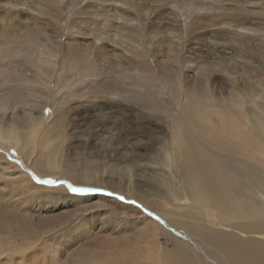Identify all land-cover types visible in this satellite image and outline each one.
Returning a JSON list of instances; mask_svg holds the SVG:
<instances>
[{"label": "rangeland", "instance_id": "374dc122", "mask_svg": "<svg viewBox=\"0 0 264 264\" xmlns=\"http://www.w3.org/2000/svg\"><path fill=\"white\" fill-rule=\"evenodd\" d=\"M120 1L127 3L128 6L136 4L134 10L129 13L127 9L118 8L120 14L124 15L126 12L131 18L141 22L138 24L140 28L137 29L134 40H130L116 27L114 30L101 29L102 32L97 31V27L89 26L87 21L91 20L92 15L85 10L94 12L95 9L91 10L87 0H0V96H5L3 99L8 98L6 104L0 105V134L2 130L12 128L20 133L23 126L17 124L18 119L15 120V117L20 116L24 119V115L28 112H31L39 123L34 139L32 137L31 141L20 142L21 149L0 140V171L13 173V176H6L0 172V192L9 193L10 189H14L22 195L20 199L11 196L0 199V264H36L37 262L39 264H123L122 259L125 255L133 253L144 245L147 246V253H152L158 245L157 241L167 254L174 249L177 242L184 248L196 244L191 235L186 234L184 223L177 224L178 222L171 220L176 217L171 213L172 210L167 208L171 203L170 195H168L170 200L162 202L154 198L158 205H150L120 190L121 186L127 187L130 177L133 178L136 186L137 183L142 184L140 181L142 167L145 172L155 169L158 174L162 172L163 175L167 174L164 165L158 167L159 164L156 163L158 157L153 158L156 156L155 149L158 145L153 141L162 139L168 144L171 142L170 129L173 126L170 123L171 119L168 112L162 113V117L157 119L151 109L139 103L142 94L159 88L158 74L155 72L157 70L153 66L156 68L164 64L175 66L172 60L159 55L160 52L156 50L158 43L172 41L170 45L176 50V56L179 52L177 49H180L178 62L180 69L178 67L177 69L183 77H189V80L194 79V74L198 76L194 71L195 61L202 64L207 61L221 64L220 68L215 69L221 74L213 73L206 84L209 93L212 92L219 99L226 98L229 93L235 91L236 86L232 87L233 82L239 86L244 83V78L230 81L223 76L222 72L231 69L232 64H235V70L232 71L247 73L251 77L250 83L255 85L259 94H262L258 103L245 104L246 115L253 119L252 123H255V119L259 116H264V37L260 40L254 38L264 34V0H245L246 3H243V0H222L220 3L216 0L213 8L220 9V12L222 10L221 13L225 16L219 14V18L214 17L212 21L206 18L207 15L200 14V18L197 14L189 15L191 22L195 24L194 29L191 30L196 31V34L179 27H175L174 31H167V34L163 33L165 27L170 29L174 27L169 24L172 18L162 10H157L159 6H164V0ZM178 1L186 5L188 0ZM197 1L196 4L202 3L200 0ZM21 2L24 4L22 10L19 9L22 7ZM141 8L149 10L147 17L140 12ZM223 9L226 11L223 12ZM233 10L237 15L233 14ZM180 12L189 14L188 10H180ZM106 15L108 20H114L111 19L114 14ZM232 16L235 25L245 28L248 36H243L246 38L239 39L228 33L239 32L236 28L226 33L215 34L220 31L217 19L223 20L222 18ZM113 22L114 26L119 24L118 21ZM106 31L109 35L105 34ZM175 32L180 34L179 36L184 32L187 34L185 33L179 42L176 41L177 36L172 37ZM204 32L209 33L207 37L211 38L214 44L218 42L221 45L214 47V44L203 41H198V44L195 41L193 43L192 38L205 36ZM249 38L251 40H248ZM128 39L130 43L136 44L137 51L129 52ZM230 41L246 46L245 52L240 51L238 47L232 50L228 44L231 43ZM174 42L180 44L175 45ZM73 49H77L76 53L84 56H74L69 51ZM51 54L54 55L51 57ZM47 58L52 59L55 65L53 72H50L53 78L44 89L48 99L44 104L38 99V91L45 87L43 81L46 83L49 76V70L46 74L44 69ZM189 61H192L190 69ZM143 64L150 66V71L137 76L138 79H132L131 76L134 75L130 76L127 70L131 68L130 66L134 68ZM104 83L107 85L110 83L116 88L112 91L104 87ZM183 84H186L184 80ZM33 90H38L36 96ZM169 91L168 89L165 94L168 99L172 97L173 100V95L168 94ZM244 91L248 95L249 90ZM163 101L171 110L166 100ZM197 108L201 120L205 114L202 108ZM49 137H51L50 142H48ZM39 154H41L40 160L37 158ZM57 156L58 160L55 159ZM53 158L54 164L58 168L63 167L68 173L67 176L58 177L55 168L49 165V161ZM85 168L93 171L88 178L83 175ZM121 168L133 170L125 174L120 171ZM73 178L78 180H71ZM41 180L65 183L48 185L39 183ZM69 183L73 187L96 189L88 193L136 209L153 222L154 226L156 224L157 238L153 236L148 242L140 238L141 225L135 228L138 222L134 223L132 219L125 221L126 212L121 211L118 205L111 206L112 209L105 206L93 207L76 212V216L72 215L75 210L69 209L71 210L69 212L59 211L36 219V208L40 206L36 201L29 202V197H33V200L45 195L50 199L66 195L85 196L86 192L71 191L67 187ZM166 191H169V188ZM121 196L124 197L123 200L119 198ZM149 212L152 213L151 216L148 215ZM90 214L95 216L94 219H109V222L113 221L114 224H117L116 219L120 217L125 222L124 233L109 238L114 240V247L107 250L108 243H102L101 238L94 239L91 235L85 240L82 238L73 240L68 248L59 246L57 241L64 240L66 234L79 227L84 217ZM55 225L57 227H54ZM91 250L93 252H90ZM204 253L205 251L202 257L205 256ZM85 254L92 255L95 261L88 259ZM157 258L158 262L156 259L153 260L152 256L147 258L145 256L142 264L143 262L159 264L164 259L159 256ZM140 261L141 258L138 262Z\"/></svg>", "mask_w": 264, "mask_h": 264}, {"label": "bare ground", "instance_id": "6f19581e", "mask_svg": "<svg viewBox=\"0 0 264 264\" xmlns=\"http://www.w3.org/2000/svg\"><path fill=\"white\" fill-rule=\"evenodd\" d=\"M217 1L219 3L222 2V0ZM87 2L90 3L91 10L95 9L94 12L85 10L92 15L91 20L89 19L87 21L89 26L97 27V31L106 28L108 30H114L116 27L122 30L130 40H134L133 37L137 36V29L140 28L138 24L141 22L128 15L129 11L132 12L134 10L135 3L128 6L127 3H121L120 0H87ZM196 2L198 1L188 0L186 5H183L178 0H164L165 7L161 5L157 10H162L164 14L171 17L172 19L169 21V24L174 25V27L172 29L165 27L163 33L167 34L169 30L174 31L175 27H179L185 30L188 29V32L190 30L189 33L196 34V31L191 30L194 29L195 24L191 22L192 19H190L189 15L197 14L199 16L203 14L207 15V19H212L213 21L214 17L219 18V14H224L221 13L222 10L220 12V9L213 8L216 0H200L202 2L200 4H196ZM246 2L243 0V3ZM21 4L22 7L20 6V10L24 6L23 2ZM118 8L123 10L127 9L126 11L128 13L124 12L126 16L122 13L120 14ZM144 10L145 8H141L140 12L143 13L144 17H147L149 10H145V12ZM180 10H188L187 13L189 14L185 15V12H180ZM223 10V12L226 11L225 9ZM232 12L233 14L235 13L234 10ZM107 13L114 14L111 19L118 21L119 24L117 23L118 25L114 26V22L108 20ZM136 15L138 16L137 13ZM234 15L237 14L235 13ZM98 17L101 19H98ZM222 19H217L219 21L220 31L215 32L216 35L220 32L226 33L232 28H236L239 29V32L228 33L239 39L246 38L243 35L248 36L245 28L242 29L235 25L233 16ZM226 19L230 20L226 21ZM107 33L108 31L105 34ZM204 33H206L205 36L192 38L193 43L195 41L198 44V41H203L204 43L213 45L212 39L207 37L210 31L209 33ZM184 34L179 36L180 34H176V32L173 35L169 33L173 38L177 36L178 39L176 38V41L179 42ZM263 37L264 34H261L259 37L254 38L260 40ZM129 39L128 42L130 43ZM169 39L171 41V38ZM248 40H251V38ZM171 42L158 43L156 50L160 52L159 55L161 57H167L166 59L172 60L175 66L164 64L163 66L157 67L159 70L156 66H153L157 70L155 72L158 74L157 81L159 82V88L158 90L142 94L139 97V103L144 104L147 109H151L155 118L160 119L162 113L168 112L171 119L170 123L173 125L170 129L172 136L171 142L168 144L162 139L153 141L154 144H158L155 149L156 156L153 158L156 159L158 157L156 162L159 164L158 167L164 165L167 174L163 175V172L158 174L155 169L145 172L142 167V179L140 180L142 184L137 183L136 186L133 178L130 177L127 187L124 188L120 185V190H124L126 194L132 197L134 195L137 199H142L150 205H158V202L154 198L166 202L170 200L168 197L170 195L171 203L167 208L172 210L171 213L176 217V219L172 218L171 220L178 222L177 224L184 223L186 227H183H185L186 234H190L192 239L196 241V244H192L191 246L187 245L184 248L177 242L174 249L167 254L164 252V247L156 240L157 242H155L158 245L152 253H147V246L144 245L140 249L138 248L139 250L134 249L135 251L133 253L131 252L125 255L122 263L142 264L145 256L146 258L152 256L153 260H157L159 256L164 258L159 264H264V116H259L258 119H255V123H252L251 121L253 119L249 118L245 113V104H249V102L251 104L258 103V99L262 97V94H259L255 85L250 83L249 80L251 77L247 73L233 72L232 70H235V64H232L231 69L222 72L223 76H226L230 81L244 78L243 85H235L233 82L232 87L236 86L235 91H232L223 99L215 97L212 92L209 93V87L206 84L209 76H212L213 73L221 74V72H216L217 70H215L220 68L221 64H214L209 61L202 64L199 61H195L194 68L196 69L194 71L198 76L194 74V79L189 80V77H183L177 69V67L180 69L178 64L180 49H177L179 52H177L176 56V50L172 47L173 45H170ZM179 42L174 43L175 45H179ZM230 42L228 44L232 50L238 47L240 51L245 52L246 46L235 41ZM220 45L217 42L214 44V47H219ZM128 50L129 52L137 51L136 44L130 43ZM228 50L230 49L228 48ZM69 51L74 56H81L76 53L77 49ZM71 54H69V57H71ZM52 55L54 54H51V57ZM191 62L189 61L188 68ZM54 63H52V59L47 58L44 69H46V74L49 70V76L46 83L43 81L45 87L41 91L37 90L39 93L33 90V94L36 96V93H38V99L43 101L44 104L48 101L46 94H44V89L47 88L53 78L50 72L54 70ZM130 67L127 71H129L130 76L132 74L134 75L131 76L134 80L139 78L137 76L150 71L149 68H151L147 64H143L140 67ZM183 80L186 83L185 85L183 84ZM105 84L103 86L112 91L116 88L114 85H110V83L108 85ZM168 89L170 90L168 94L173 95V100L172 97L168 99L165 94ZM244 90H249L248 95H246ZM4 97L0 96L1 106L8 101V98L3 99ZM163 99L166 100L171 110L165 106ZM32 104L34 105L35 103ZM254 105L256 106L258 104ZM197 107L202 108L205 118L203 117L199 120V109ZM17 119V124H20L21 127L23 126L21 132L18 133L17 129L14 130L13 128L6 131L2 130L0 140L7 141L14 147L21 149L22 145H19L20 142L23 140L31 141L32 137L34 139L39 123L37 122L38 119L31 115V112L26 113L24 119L20 116L15 117V120ZM51 137L48 138V142H50ZM40 157L41 154L37 158L39 159ZM56 158L59 159L58 156ZM49 165L55 168L58 177L68 175L63 167L58 168L54 164V158L52 161H49ZM132 170L126 168L120 169L125 174H128ZM0 172L6 176H13V173H5L2 170ZM92 172L85 168L83 175H85V178H88ZM166 179L168 182H166ZM71 180L78 179L73 178ZM1 186L3 185L1 184ZM167 188H169V191H166ZM10 190L9 193L0 192V199L9 196L21 198V192L18 193L19 191L17 192L14 189ZM86 194L85 196L66 195L55 197L54 199H50L48 195L36 197L33 200V197H29V202L36 201V204L40 206L36 208V219L59 211L67 210L66 212H69L71 211L69 209H74L75 212L72 215L76 216V212L89 210L93 207L105 206L109 208L118 205L121 211L124 210L126 212V216L124 217L126 219L125 221L132 219V222H138V224H135V228L141 225L139 227L141 233L140 238H144L145 242H148L153 236L155 239L157 238L156 224L154 223V226L153 222H150L147 217L137 212L136 209L125 205L123 206L112 199L94 197L91 192H86ZM19 203L21 205L23 204V202ZM183 211L187 212L184 213ZM96 216L98 217V215ZM93 217H95L93 214L85 216L79 227L67 233L64 240L57 241L59 246L63 245V247L68 248L73 240L75 241L81 238L85 240L86 237H89L88 235H91L94 239L101 238L102 243L109 244L107 250L111 249L114 240H109V238L115 234L124 233L125 222H123L121 217L116 219L117 224H114L115 222L112 223L113 221L109 222V219H94ZM54 227H57V225ZM203 251H205L204 257H202ZM90 252L93 251L91 250ZM85 256L89 257L88 259L91 258L90 260L93 262L95 261V259H92V255L85 254ZM140 258L141 261L138 262ZM35 261L39 260L37 259ZM36 264L39 263L37 262Z\"/></svg>", "mask_w": 264, "mask_h": 264}, {"label": "snow or ice", "instance_id": "6c2138e0", "mask_svg": "<svg viewBox=\"0 0 264 264\" xmlns=\"http://www.w3.org/2000/svg\"><path fill=\"white\" fill-rule=\"evenodd\" d=\"M47 111V110H46ZM41 184H48V185H58V184H64V181H54V180H41L39 181ZM67 187L73 191V192H89V191H95L96 189H88V188H78V187H73L72 184H68ZM121 200L124 199L123 196L119 197ZM139 207V205H137ZM149 216L152 215L151 212L148 213Z\"/></svg>", "mask_w": 264, "mask_h": 264}]
</instances>
